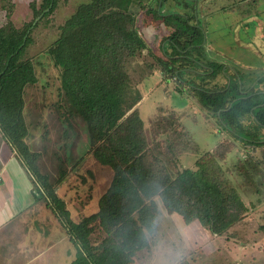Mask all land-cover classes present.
<instances>
[{
  "label": "rangeland",
  "instance_id": "obj_1",
  "mask_svg": "<svg viewBox=\"0 0 264 264\" xmlns=\"http://www.w3.org/2000/svg\"><path fill=\"white\" fill-rule=\"evenodd\" d=\"M90 1L57 0L54 12L46 16L34 11V6L41 11L43 0H0V28L13 24L24 30L27 25L36 24L23 55L33 61L38 77V83L25 90L28 135L24 141L39 174L65 201L75 222L98 211L99 200L109 189L114 173L93 156L85 123L69 115L68 104L62 97L61 72L47 49L79 6ZM157 1L144 0L143 6L135 3L131 7L136 28L148 44V49L130 65L133 87L137 96H141L136 107L145 123L147 160L158 168L165 167L175 177L183 170V158L185 165L192 166L198 158L206 163L215 155L225 181L237 187L248 212L237 227L214 241L216 238L200 222L184 228L181 216L169 214L157 198L160 212L157 232L154 237L149 236L152 247L139 252L134 264H264V148L255 151L235 142L201 106L187 84L174 78L165 79L159 62L164 57L162 51L171 54L172 49L168 44L163 45L162 51L161 47L163 39L173 30L154 17ZM161 3L165 13L185 15L191 24L203 29L205 43L195 56L223 65V72L241 79L245 91L264 89L259 82L264 80V0H198L194 4L189 0H162ZM180 68L188 70L184 79L190 84L211 88L227 83L224 73L213 81H202L196 72L205 68L179 62L175 69ZM179 87L184 93L177 92ZM218 143L221 145L213 154L206 153ZM31 176L35 189L32 199L39 202L36 213L43 216V206L48 216L46 212V219L33 221L28 260H33L31 264H71L76 258V246L48 205L49 200L40 199L41 187L32 173ZM101 237L102 234L96 233L94 239ZM16 250L20 262L25 255ZM6 254L0 253L1 261L9 257Z\"/></svg>",
  "mask_w": 264,
  "mask_h": 264
},
{
  "label": "trees",
  "instance_id": "obj_2",
  "mask_svg": "<svg viewBox=\"0 0 264 264\" xmlns=\"http://www.w3.org/2000/svg\"><path fill=\"white\" fill-rule=\"evenodd\" d=\"M143 1L91 0L82 4L47 49L61 72L62 97L69 115L85 123L93 156L114 173L98 211L79 222L73 221L65 201L39 174L24 141L28 135L25 90L36 85L38 77L33 61L23 55L36 24L24 30L13 24L0 28V133L36 178L42 189L40 199L49 200L68 231L77 249L71 264H133L139 252L152 247L149 236L157 232L160 212L157 198L169 214L180 215L187 225L198 221L217 237L227 234L248 212L237 187L225 181L215 155L206 163L198 158L192 166L181 160L183 170L175 177L147 160L145 123L136 107L141 96H137L130 74L132 62L148 49L131 12L135 3L143 6ZM161 1L153 15L173 30L161 47L162 51L168 44L172 49L171 54L162 51L164 57L159 62L165 79L187 84L235 142L255 151L264 148V89L245 91L241 79L223 72V65L195 56L205 43L203 29L185 15L165 13ZM197 1L189 0L192 4ZM56 4L57 0H43L41 11L35 6L34 11L47 16ZM179 62L205 68L196 72L202 81H213L224 73L227 83L211 88L190 84L184 79L188 70L175 69ZM259 82L264 85L263 79ZM177 92L183 90L179 87ZM246 119L249 124L244 123ZM96 233L102 234L99 240L94 239Z\"/></svg>",
  "mask_w": 264,
  "mask_h": 264
},
{
  "label": "crops",
  "instance_id": "obj_3",
  "mask_svg": "<svg viewBox=\"0 0 264 264\" xmlns=\"http://www.w3.org/2000/svg\"><path fill=\"white\" fill-rule=\"evenodd\" d=\"M245 81L247 82L248 79ZM0 137V253L4 252V254L9 255L7 258L5 256L2 261L0 260V264H15L18 253L14 249L17 248L22 250L25 255L21 256L20 262H17V264H31L33 260H28V258L29 248L31 247L29 237H32V230L35 225L33 221L35 218L46 219L47 210L42 206L44 212L41 215L43 216L36 213L35 208L38 207L39 202L32 199L33 196L35 197L34 179L27 167L19 160L20 157L17 151L7 143L1 134ZM196 222L198 221L189 225L184 223V228ZM15 224L19 226L14 227ZM238 225L232 227V229ZM209 233L212 238H216L214 241L217 238L225 237L214 236L210 231ZM16 237L19 239L15 240ZM40 254L38 252L37 255L40 256ZM34 258L37 259V257Z\"/></svg>",
  "mask_w": 264,
  "mask_h": 264
}]
</instances>
